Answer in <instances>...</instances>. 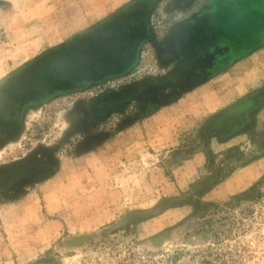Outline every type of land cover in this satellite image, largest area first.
I'll use <instances>...</instances> for the list:
<instances>
[{
	"label": "rangeland",
	"instance_id": "rangeland-1",
	"mask_svg": "<svg viewBox=\"0 0 264 264\" xmlns=\"http://www.w3.org/2000/svg\"><path fill=\"white\" fill-rule=\"evenodd\" d=\"M0 264H264V0H0Z\"/></svg>",
	"mask_w": 264,
	"mask_h": 264
},
{
	"label": "trees",
	"instance_id": "trees-1",
	"mask_svg": "<svg viewBox=\"0 0 264 264\" xmlns=\"http://www.w3.org/2000/svg\"><path fill=\"white\" fill-rule=\"evenodd\" d=\"M139 6H130L124 13V22L128 21L131 25V27H138L140 26L139 29L133 30L134 34H130L131 38L133 39V42L137 41L141 37H146L147 35V28L144 24V20H140V18L137 17V9Z\"/></svg>",
	"mask_w": 264,
	"mask_h": 264
}]
</instances>
